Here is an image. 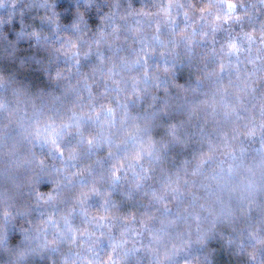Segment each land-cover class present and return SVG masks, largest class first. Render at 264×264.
Masks as SVG:
<instances>
[{"label": "clouds", "instance_id": "obj_1", "mask_svg": "<svg viewBox=\"0 0 264 264\" xmlns=\"http://www.w3.org/2000/svg\"><path fill=\"white\" fill-rule=\"evenodd\" d=\"M0 264H264V0H0Z\"/></svg>", "mask_w": 264, "mask_h": 264}]
</instances>
